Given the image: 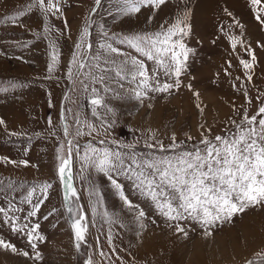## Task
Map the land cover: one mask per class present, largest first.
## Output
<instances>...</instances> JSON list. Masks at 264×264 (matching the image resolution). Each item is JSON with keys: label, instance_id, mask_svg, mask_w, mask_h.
I'll return each mask as SVG.
<instances>
[{"label": "rangeland", "instance_id": "374dc122", "mask_svg": "<svg viewBox=\"0 0 264 264\" xmlns=\"http://www.w3.org/2000/svg\"><path fill=\"white\" fill-rule=\"evenodd\" d=\"M32 3L33 0H0V85L8 77L24 81L27 87L24 97L7 104L0 102V116L8 121V126L0 124V139H39L38 158L32 156L33 151L0 152V208L7 213L0 212V240L17 248L13 252L0 246V264H86L89 258L92 264H264V205L250 206L212 226H201L192 220L169 221L131 181L117 177L124 195L138 206L130 208L108 176L91 167L82 170L79 157L74 155L72 182L78 198H73L72 207L87 217L88 224L86 238L77 248L71 226L76 213H69L65 207L56 151L65 142L60 129L62 115L72 133L78 126L77 117L100 130L99 136L93 133L77 138L81 154L83 145L92 141L100 146V139L115 150L130 151L120 145L134 144L135 152L147 154L157 151L147 144L161 142L168 148L173 135L177 144L191 148L202 134H208V129L212 136L235 130L231 120L239 122L245 110L255 114L264 103V0L259 5H253L251 0H166L159 7L140 5L139 12L127 14L129 0H100L99 4L95 0H59L60 12L56 15H46L38 7L28 11ZM19 11L26 15L15 21L8 19ZM186 13L190 33L182 41L193 51L188 53L178 88L149 91L137 100L132 90L138 85L128 80L109 82L113 91L104 93L101 85L89 80H84L88 85L85 91L80 83L83 77H74L75 82L68 78L70 66L76 71L71 59L86 26L90 36L79 51H87L89 60L95 54L109 55L101 45L111 44L124 57L141 60L150 75L155 73L154 60L121 40L135 36L156 39V33L166 31ZM231 38L239 41L235 50ZM54 49L58 50L59 64L49 73ZM245 49H251L256 56L249 73L251 81L247 79L248 70L240 64L241 59L252 62ZM114 58L119 61L123 57ZM159 79L161 83H173L176 77L165 76L159 69ZM91 87L100 89L114 112L105 114L103 108L98 109L107 122L115 120L106 134L100 127L101 120L92 115ZM5 106H14V113ZM8 111L13 117L3 113ZM66 150L65 144V153ZM12 176L25 180L13 185ZM42 183L52 187L45 190ZM41 199L46 200V211H54V217L47 216L42 224L35 219L41 216ZM36 204L38 209H34ZM34 210L36 215L30 216ZM139 210L145 212L143 217L138 216ZM177 223L187 235L176 231ZM36 224L40 227L34 236L43 239L30 243L26 233ZM13 226L23 230L13 231ZM25 251L28 256L22 255Z\"/></svg>", "mask_w": 264, "mask_h": 264}, {"label": "snow or ice", "instance_id": "6c2138e0", "mask_svg": "<svg viewBox=\"0 0 264 264\" xmlns=\"http://www.w3.org/2000/svg\"><path fill=\"white\" fill-rule=\"evenodd\" d=\"M166 0H129V6L125 9V14L136 13L140 11V5H151L159 7ZM96 4L100 0H95ZM253 5H259L261 0H251ZM33 7H38L42 12L56 15L60 12L59 0H33L28 6V11ZM26 15L25 11H19L13 16L8 17L13 21ZM188 13L183 19L178 18L176 22L166 31L156 33V39L151 37L135 36L132 38L125 37L121 43L127 41L138 52H142L149 60H154L157 65V71L149 74L145 64L135 57H124L120 49L113 47L111 44H102L101 48L109 55L102 56L95 54L88 58L87 51L79 50L85 45L86 38L89 35V29L86 26L80 35V42L75 47L77 52L73 53L71 64L75 66L68 68V78L73 80L74 77L84 79L80 80L81 85L88 89L84 80H89L93 85H101L104 93L112 92L109 82L128 80L130 83H137V89H133V95L137 100L148 95V92H167L173 87L180 86L179 77L185 68V62L188 53L193 51L186 47L182 38L189 35L190 25L185 21ZM260 20V16L257 15ZM264 23V20L261 21ZM188 29L186 31L185 29ZM47 31V29H46ZM180 36V40H173V37ZM162 37V39H161ZM233 39V49L235 50L237 41ZM141 42L145 46L141 47ZM88 49L91 45H86ZM179 48V51L176 49ZM147 49V50H146ZM251 56L252 62L241 59L240 64L246 72L247 79L251 81L252 76L249 74L255 63L256 56L251 49H245ZM114 57H123L119 61ZM52 62L48 66L49 73L53 72L59 64L58 50L53 51ZM159 69H163L165 76L174 75L176 79L173 83H161L159 79ZM73 82H75L73 80ZM154 82V83H153ZM123 87V85H120ZM189 87H191L189 85ZM198 95V94H197ZM247 98V92L244 93ZM264 95V94H261ZM92 115L101 120L100 127L104 133L115 124V120L110 123L103 119L98 109L103 108L105 114H113V109L108 106L105 97L100 95V89L91 87ZM251 104V100L248 101ZM65 117L61 116L63 134L65 142L57 148V174L63 184L65 207L69 213H76L73 216L72 229L75 235L76 247L85 240L88 231L87 217L80 213L78 209L72 207L74 197L78 198L76 188L73 186V156L79 157L81 169L85 167L94 168L96 172L103 173L111 180L113 186L120 192L121 198L130 207L133 205L124 195L121 183L116 179L123 176L131 181L133 187L142 195L150 199L158 212L166 217L169 221H196L201 226H212L217 221L230 219L234 214L243 212L246 208L256 205H264V103H262L255 114L249 115L245 110L241 114L239 122L231 120L235 130H226L223 135H211V129L207 130V135L202 134L200 140L193 144L191 148L176 143V137H171L172 143L165 148L163 143L147 144L151 149H156L147 154L135 152L134 144H121L122 149L130 151H121L109 148L105 139L98 141L97 146L92 141L81 146L77 138L82 136H93L95 133L100 135V130L94 123L81 121L78 117V125L75 132H70L69 125L65 123ZM0 124L4 121L0 119ZM51 124V119L49 120ZM87 129L85 131L84 129ZM71 137V138H69ZM154 139V137H153ZM192 139V137H188ZM112 143H116L112 141ZM65 144L67 150L65 153ZM169 150L171 152L169 153ZM6 159V158H4ZM15 163L14 161H9ZM21 164L27 165V161H20ZM43 189L47 190L52 185L45 183ZM31 195V194H30ZM42 203V201H41ZM39 204L34 205L38 209ZM0 212L7 215L5 209L0 208ZM95 213V208H93ZM35 216L36 211L29 213ZM107 215V213H105ZM145 212L138 211V216L143 217ZM171 226V225H170ZM27 227V225H25ZM40 227L36 224L32 231L27 232L29 242L33 239L42 240L43 237L34 236L36 229ZM177 232L187 235L185 229L177 223L175 225ZM13 231H22L13 226ZM0 246L17 252V248L11 243L0 240ZM35 248L36 245L32 244ZM22 255L28 256V252H22ZM36 258H40L37 252ZM86 264H92L89 258Z\"/></svg>", "mask_w": 264, "mask_h": 264}, {"label": "crops", "instance_id": "0c3cea01", "mask_svg": "<svg viewBox=\"0 0 264 264\" xmlns=\"http://www.w3.org/2000/svg\"><path fill=\"white\" fill-rule=\"evenodd\" d=\"M17 50H18V48H17ZM7 78H6V82L1 83V85H0V102L7 101L6 104L13 99L24 97L26 92H27L26 83L24 81H22L20 79H7ZM7 80H10V81H7ZM11 80H13V81H11ZM1 105H3V104H0V106ZM5 107H7V106H5ZM7 108H12V111L11 110L10 111L12 113H14V111H15L14 106H10ZM3 113L6 115H10V114H8L9 111L3 112ZM12 115H10V116H12ZM0 119H2L4 121L5 126H8L7 120L3 119V117H1V116H0ZM60 126H61L60 129L63 132V126L61 124V119H60ZM34 138L35 137H33V136H31V137L6 136L5 138L0 139V152L1 153L7 152V154L8 153L10 154V152L13 151L14 153H18L19 149L21 151H28V152L33 151L34 154L32 156L38 158L37 152H38L39 144L37 142L39 139H34ZM42 161H43V159L41 158V164H42ZM24 180H25V178H19L18 176L17 177L15 176V177H13V181H14L13 185L18 184L19 181L22 183V182H24ZM42 184H45V183H42ZM13 189L16 190L14 186H13ZM41 189H42V187H41ZM41 193H42V190H41ZM41 201H42V203H41V216H37V217H35V219L37 222L41 221V224H42L45 222L44 220H46L47 216H49L50 219L52 217H54V211H53V213L50 211H46L44 209L45 208L44 202L46 200L41 199ZM53 220L55 221V219H53Z\"/></svg>", "mask_w": 264, "mask_h": 264}, {"label": "water", "instance_id": "95a60500", "mask_svg": "<svg viewBox=\"0 0 264 264\" xmlns=\"http://www.w3.org/2000/svg\"><path fill=\"white\" fill-rule=\"evenodd\" d=\"M89 29V35H88V39H89V36H90V28H88Z\"/></svg>", "mask_w": 264, "mask_h": 264}]
</instances>
